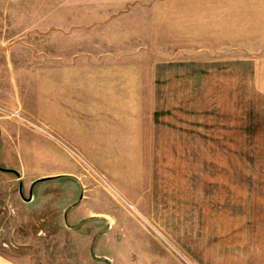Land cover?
Returning a JSON list of instances; mask_svg holds the SVG:
<instances>
[{
	"label": "rangeland",
	"instance_id": "rangeland-1",
	"mask_svg": "<svg viewBox=\"0 0 264 264\" xmlns=\"http://www.w3.org/2000/svg\"><path fill=\"white\" fill-rule=\"evenodd\" d=\"M208 3L0 0V157L21 175L18 190L35 195L26 206L36 216L43 213L38 204L58 202L64 194L57 191L73 186L85 223L101 227L91 249L111 262L72 256L70 249L84 248L79 235L87 225L69 222L44 228L38 239H50L52 252L33 259L237 264L240 236L245 242L250 229L249 203L239 192L238 204L236 194L251 183L253 50L198 47L203 33L192 16ZM252 35L243 34L244 44ZM228 39L224 44L234 45L233 34ZM92 40L98 63L88 71L98 74L109 101L100 96L97 112H50L49 87L73 84L57 81L55 89L46 79L43 43L83 42L85 56ZM11 227L3 224L0 234ZM65 247L68 256H56Z\"/></svg>",
	"mask_w": 264,
	"mask_h": 264
},
{
	"label": "crops",
	"instance_id": "crops-1",
	"mask_svg": "<svg viewBox=\"0 0 264 264\" xmlns=\"http://www.w3.org/2000/svg\"><path fill=\"white\" fill-rule=\"evenodd\" d=\"M200 1H209V3L203 4L201 12L199 13L200 9H198L196 14L192 16L193 22L203 33L202 45L198 47L209 49L231 47L241 50V52L243 48L253 50L251 52L253 55L250 60L249 79L251 92L254 95H252L249 142L251 183L239 185L241 189L237 190L236 194L238 204L240 201L239 192H241V198L244 199V202L249 203V211L247 212L249 216L245 223L246 226H250V229L249 233H245L247 238L245 242L240 236L242 246L237 252L236 261L237 264H248L249 262L250 264H264V0ZM188 22H191L190 16H188ZM244 33L253 34L250 45L244 44ZM232 34L234 45H225V42H231L232 39L229 41L228 36H232ZM92 42L94 44V40ZM82 43L77 41L43 43L42 66L46 79L55 89L57 81H60L61 85L64 81L73 84L71 90L65 88L55 91L49 87L48 95L46 93L44 99L47 108H50V112L53 109V111L64 110L72 113L88 112V110L97 112L100 96L106 97L104 102L109 101L108 96L100 94L98 74L88 71L94 70V66L98 63V54L93 50L99 46L98 44L90 45L89 49L92 51H88L84 56V52L80 51L83 48ZM52 48L58 50V53H52ZM85 81L91 82V90L81 89L82 82ZM77 84L80 86L79 89H77ZM255 101L258 102L257 105H255ZM113 102L110 105H112L111 108L114 113ZM53 118L56 117L53 116ZM6 162L0 157V227L6 223L12 227L9 233L5 232L6 229H4L0 234V264H35V262L43 264L40 259L36 261L31 257L35 253L44 257V254L52 252L46 248L50 239L40 240L38 237L45 236L39 234H44V228L52 225H62L66 229L67 222L76 226L83 223L87 225L86 230H84L86 232L79 235V240L84 243V248L78 250L81 254L77 250L70 249L69 252L72 253V256L93 257L92 253H94L95 257L100 256L105 261L111 262L108 255L103 253L97 255L94 249H91L100 233L98 229L101 227L95 224L89 226L85 223L87 220L81 214L80 202H73L77 192L73 186L62 187L57 191L61 195L64 194L58 202H53V204L50 201L35 203V205L38 204L37 209L43 211L41 216H36L34 210L28 211L26 206L29 203L34 204L32 201L35 195L29 190L28 192L24 191L22 195L19 194L18 186L21 175L14 173L9 163ZM24 193L28 194L24 195ZM237 206L239 209V205ZM5 215L12 216L4 218ZM96 215L100 214L90 212V217ZM105 219L103 217V220ZM36 224L40 226L37 231L32 227ZM34 232L36 233L34 234ZM242 232L241 230V235ZM236 234L237 241H239L240 230L238 226ZM67 250V247L56 249V256L61 253L68 256ZM94 263L96 264V260Z\"/></svg>",
	"mask_w": 264,
	"mask_h": 264
},
{
	"label": "water",
	"instance_id": "water-1",
	"mask_svg": "<svg viewBox=\"0 0 264 264\" xmlns=\"http://www.w3.org/2000/svg\"><path fill=\"white\" fill-rule=\"evenodd\" d=\"M19 192H20V194L22 195V190H21V186L19 187Z\"/></svg>",
	"mask_w": 264,
	"mask_h": 264
}]
</instances>
